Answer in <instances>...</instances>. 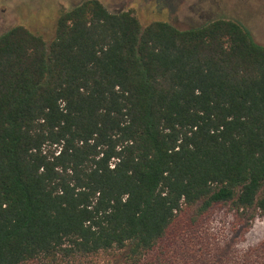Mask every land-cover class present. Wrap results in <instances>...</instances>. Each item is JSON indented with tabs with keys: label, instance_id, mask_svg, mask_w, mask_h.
I'll use <instances>...</instances> for the list:
<instances>
[{
	"label": "trees",
	"instance_id": "obj_1",
	"mask_svg": "<svg viewBox=\"0 0 264 264\" xmlns=\"http://www.w3.org/2000/svg\"><path fill=\"white\" fill-rule=\"evenodd\" d=\"M264 215V45L87 0L0 35V264H178L217 206Z\"/></svg>",
	"mask_w": 264,
	"mask_h": 264
},
{
	"label": "rangeland",
	"instance_id": "obj_2",
	"mask_svg": "<svg viewBox=\"0 0 264 264\" xmlns=\"http://www.w3.org/2000/svg\"><path fill=\"white\" fill-rule=\"evenodd\" d=\"M84 0H40L37 4L19 5L16 0L0 4L8 10L6 29L23 25L50 44L56 35L60 15ZM110 12L128 11L145 28L154 22H167L180 30L199 26L193 9L213 12V18L224 17L241 23L254 40L264 45V0H99ZM23 7L28 15H23ZM218 15V16H217ZM2 34V33H1ZM0 34V35H1ZM178 264H264V215L251 211L242 218L230 204L215 207L191 230L187 241L177 244ZM98 264H112L103 256Z\"/></svg>",
	"mask_w": 264,
	"mask_h": 264
},
{
	"label": "flooded vegetation",
	"instance_id": "obj_3",
	"mask_svg": "<svg viewBox=\"0 0 264 264\" xmlns=\"http://www.w3.org/2000/svg\"><path fill=\"white\" fill-rule=\"evenodd\" d=\"M7 1L8 0H0V4H6ZM18 1H20L19 2V5H23V4H26V3H31L32 5H34V4H37L40 0H16V2H18ZM84 1H87V0H84ZM25 9L26 8L23 9V7H22L20 9V12H22L23 15H26L27 16L28 15V12ZM191 10L194 11L193 14L195 15V17H190V19L197 18L198 20H201L202 21L200 23L202 25L205 24V23H207V22H209V21H211V20H215V19H220V18L227 19V18H224V17H219V18L212 19L215 16V15L213 16V12H211L210 10H205V9H203L201 7H199L198 9L191 8ZM5 15H8V10L6 8H1L0 7V34L1 33L3 34L5 32H7L8 30L13 29V28H16V27H24V28H26L23 25H16V26H12V27L6 29V27H5V19H4V16ZM228 20H231V19H228ZM233 21H235V20H233Z\"/></svg>",
	"mask_w": 264,
	"mask_h": 264
}]
</instances>
